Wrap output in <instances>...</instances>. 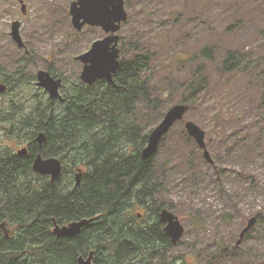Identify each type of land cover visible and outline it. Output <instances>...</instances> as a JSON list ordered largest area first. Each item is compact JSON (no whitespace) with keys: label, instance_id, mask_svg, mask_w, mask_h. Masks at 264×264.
Returning a JSON list of instances; mask_svg holds the SVG:
<instances>
[{"label":"rangeland","instance_id":"obj_1","mask_svg":"<svg viewBox=\"0 0 264 264\" xmlns=\"http://www.w3.org/2000/svg\"><path fill=\"white\" fill-rule=\"evenodd\" d=\"M72 1L24 0L27 11L24 14L19 0H0V68L8 74L15 73L17 84L0 94V153H15L32 144L27 129L22 128L23 134H20L14 124L37 110L40 102L48 100V92L37 85L38 71L51 66L63 78L64 89L72 86L80 79L83 69L75 56L105 35L99 27L76 30L69 12ZM125 2L128 19L118 31L120 47L123 45L131 54L142 51L152 56L145 76L155 86L156 93L163 95L160 96L163 104H171L165 113L174 104L183 102H176L182 92L180 81L200 71H205L209 80V87L195 97L194 105L191 103L184 119L173 125L154 157L159 163L167 160L179 166L186 155L199 165L198 169L203 167L207 171L199 172L200 178L188 174L183 179L182 172H178L161 195L160 200L169 203L179 216L185 232L177 244L167 249H151L134 264H232L226 259L231 254L235 255L236 264H264V224L258 221L241 245H236L249 218L257 216V211H264V139L262 155L243 163L226 154V143L230 144L232 139L251 143L258 136H264L261 106L264 0ZM15 20L21 21L25 47H20L11 35ZM229 51L239 52V58L246 62L245 69L223 71V60ZM64 100L65 96L63 100H52L58 111L63 109ZM141 109L133 117L149 135L158 123L152 126V110ZM10 114L11 121L7 119ZM187 121L195 122L207 132L205 140L213 162L205 159L203 149L188 133ZM225 132L232 138L222 139ZM49 143L52 146V140ZM77 145L67 148L69 164H65L70 170L74 166V181L77 168L86 170L88 166L84 157L76 154L75 149L82 147ZM200 149L204 162L196 155ZM130 150L135 151L132 147ZM220 161L225 163L222 169ZM66 181L68 177L63 180ZM228 192L239 194L240 199L236 203L228 199ZM161 201L151 205L134 202L129 215L137 214V218L132 221L146 227L149 221L145 220L151 217L148 226H153ZM96 261L116 264L104 257Z\"/></svg>","mask_w":264,"mask_h":264},{"label":"trees","instance_id":"obj_2","mask_svg":"<svg viewBox=\"0 0 264 264\" xmlns=\"http://www.w3.org/2000/svg\"><path fill=\"white\" fill-rule=\"evenodd\" d=\"M238 54L228 52L223 60V71L245 69L246 62ZM151 59L148 53L131 54L121 45L120 67L113 82L101 79L86 84L78 79L65 88L63 109L58 111L54 99H50L14 124L20 134H23L22 128L27 129L32 144L29 156L0 153V224L6 221L11 228L10 236L6 237L0 226V264H78V257L86 256L91 250H96L94 264H99L96 260L102 257L116 264H134L157 243V225L143 227L132 221L137 218V214L129 215L134 202L151 205L161 201V195L178 172H182L183 179L188 174L200 178L199 172L207 171L203 167L198 169L199 165L186 155L179 166L167 160L159 163L154 159L158 151L148 159L142 157L149 135L133 116L141 107H147L153 112L154 126L171 105L163 104L160 97L163 95L157 94L155 86L146 79ZM15 79V73L8 74L0 68V81ZM180 82L182 92L176 102L189 105H194L195 97L209 87L205 71L192 73ZM261 106L264 108V92ZM8 117L11 120L12 114ZM40 131L46 132L49 142L52 140V146L48 142L44 144L42 155L58 156L64 164H69L67 148L82 139L77 145L82 147L75 150L88 166L78 186L73 177L74 166L71 170L65 167L61 178L54 183L47 180L48 176L33 171L32 158L39 151L35 145ZM226 137L232 138L225 132L222 139ZM263 139V135L251 143L241 138L232 139L230 144L226 143V154L243 163L262 155ZM196 151L193 153L204 162L202 150ZM223 162H219L221 169L225 166ZM67 177L68 181L63 182ZM249 179L255 181L253 177ZM226 196L235 203L240 199L237 193L228 192ZM158 207L173 208L162 201ZM256 215L257 223L264 224V211H257ZM93 217L96 219L74 237L58 238L53 234L54 219L67 223ZM158 242L156 250L173 246L167 237ZM226 259L236 264L234 254L226 255Z\"/></svg>","mask_w":264,"mask_h":264},{"label":"water","instance_id":"obj_3","mask_svg":"<svg viewBox=\"0 0 264 264\" xmlns=\"http://www.w3.org/2000/svg\"><path fill=\"white\" fill-rule=\"evenodd\" d=\"M22 3L23 12L26 11L24 0H19ZM69 12L73 26L82 30L85 26L102 27L108 34L105 37L96 39L91 47L85 52L76 56V60H80L84 65L80 74V79L88 84H93L99 79L106 78L113 82V76L120 67L121 49L119 47L120 35L118 31L122 27V23L128 19V12L125 8V0H73L70 4ZM11 35L20 47L25 46V41L21 34V21L15 20L12 24ZM44 87L51 97H60V88L62 79L55 78L47 70H39L38 83ZM6 89L5 85L0 86V92ZM189 106L186 103H177L171 106L165 113L162 120L153 128L149 134L148 142L142 150L144 159L154 155L159 147V144L165 134L169 132L172 126L179 120L184 119ZM185 127L188 133L196 140L198 145L203 149L204 157L207 161L213 162V158L206 144L207 132L193 121H187ZM36 140L40 146L47 140V134L42 131L37 135ZM20 155H25L28 151L24 147L19 151ZM33 169L36 173L42 175H50L51 182L58 180L63 171V162L59 157L45 158L39 153L34 159ZM84 171L78 168L75 179L76 186L81 183ZM162 221L166 223L164 228L165 233L170 236L173 244H177L182 238L185 227L182 224L178 215L168 208L162 209L160 213ZM96 218H81L70 221L65 224H60L54 219L53 233L58 238L69 237L80 234L82 230ZM257 216L249 218L246 226L240 232V237L236 242L240 246L246 237V234L256 225ZM6 237H9L11 231L8 229L6 221L0 224ZM96 251L91 250L87 257L80 255L78 264H93Z\"/></svg>","mask_w":264,"mask_h":264},{"label":"flooded vegetation","instance_id":"obj_4","mask_svg":"<svg viewBox=\"0 0 264 264\" xmlns=\"http://www.w3.org/2000/svg\"><path fill=\"white\" fill-rule=\"evenodd\" d=\"M24 3H25V2H24ZM22 11H23V10H22ZM26 12H27V11H25V13H26ZM25 13H24V14H25ZM99 28L102 29V30L104 31L103 28H101V27H99ZM104 33H105V31H104ZM105 35H106V33H105ZM105 35H104V36H105ZM104 36H103V37H104ZM1 70H2V68H1ZM44 70H46V69H44ZM2 71H3V70H2ZM47 71H49V72H50L55 78H61V79H62V86H61V88H60V93H61V95H62V98H60V97H55L54 99L57 98V99L63 100V99H64V96H65L64 92L66 91V90L64 89V84H65V82H64L63 78H62L60 75H58V74L53 70V68H52L51 66H48V70H47ZM37 74H38V73H37ZM37 83H38V82H37ZM1 85H5V86H6V89H5L4 91H1L0 94H1V93H4V92H6V91H8L10 87H12L13 85L15 86V85H17V84L15 83L14 80H11L10 82L0 81V86H1ZM37 85H38V84H37ZM38 86H39V85H38ZM40 87H41V86H40ZM42 88H44V87H42ZM44 89H45V88H44ZM63 89H64V91H63ZM45 90H46V89H45ZM46 91H47V90H46ZM47 92H48V91H47ZM48 94H49V92H48ZM50 99H53V98H52V97L50 96V94H49L47 102H46V103H44V102H40L38 105H46ZM7 119L10 120V117L7 116ZM10 121H11V120H10ZM47 142L49 143V139H48V137H47L46 142L43 143L42 146H40L39 143H37V145H35V146H37L36 148H37L39 151L36 153V155L34 154L35 156H33V158H32L33 163H34V159L36 158V156H37L39 153H41L44 144H46ZM49 145H50V143H49ZM24 147L27 148V151H28V152H27L25 155H20L18 151H19L20 149L24 148ZM22 148L18 149V151L15 152V153H16L17 155H19V156H29V155H30V151H31V145L28 144L27 146H23ZM48 157H52V156H48ZM48 157H45V158H48ZM63 165H64V164H63ZM32 168H33V164H32ZM146 207H147V206H146ZM159 208H160V207H157V210H156V215H155L156 220L154 219L153 223L151 224V225H153V226H154V225H157V233L155 234V236H156L155 241H156L157 243L152 244L150 250H151V249H156V248H158V247H159V242H158V241H162L164 237H167V238L171 241L170 236H168V235L165 233V230H164V228H165V226H166V223H165L164 221H162V219H161V217H160V213H161L162 209H164L165 207H164V208L162 207V208H160V209H159ZM158 211H159V215L157 216ZM145 221H149L148 224H147V226H146V227H149L148 225H149V223L152 222V218L149 217V219H147V220H145ZM153 228H154V227H153ZM153 228H152V229H153ZM75 236H76V235H75ZM171 242H172V241H171Z\"/></svg>","mask_w":264,"mask_h":264}]
</instances>
